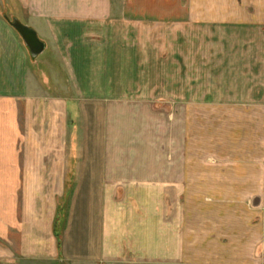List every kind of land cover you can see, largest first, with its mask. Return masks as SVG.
Listing matches in <instances>:
<instances>
[{
	"label": "crops",
	"instance_id": "1",
	"mask_svg": "<svg viewBox=\"0 0 264 264\" xmlns=\"http://www.w3.org/2000/svg\"><path fill=\"white\" fill-rule=\"evenodd\" d=\"M9 2L0 6V264H180L177 222H165L164 200L149 197L185 184L180 153L166 149L174 148L172 126L165 134L167 119L146 96L165 91L163 61L153 87L140 49L115 31L147 19L194 28L196 12L181 0ZM204 7L205 24H264V0H229L218 19L211 3ZM7 9L55 54L62 81L49 61V74L37 71ZM261 67L251 89L261 85L264 95ZM100 131V140L88 136ZM68 190L92 191L74 198V248L68 216L60 242L54 232L56 191L62 199Z\"/></svg>",
	"mask_w": 264,
	"mask_h": 264
},
{
	"label": "rangeland",
	"instance_id": "2",
	"mask_svg": "<svg viewBox=\"0 0 264 264\" xmlns=\"http://www.w3.org/2000/svg\"><path fill=\"white\" fill-rule=\"evenodd\" d=\"M9 1L0 0V6H11ZM227 1L181 0L196 12L189 21L196 25L193 29L171 20L147 19L130 30L115 31L117 38L126 37L140 49L141 72H148L153 87L157 59L163 61L165 91L146 96L152 109L167 119L165 134L172 126L174 148L166 149L180 153V169L185 170L180 181L185 184L179 191H149V197L151 192L164 200L165 222H177L180 264H264V95L261 85L251 89L264 65V24L246 23L243 29L205 24L210 14L203 13L204 6L211 3L216 9L211 17L218 19V7ZM6 11L4 17L11 22L15 17ZM55 58L47 47L37 55L36 69L49 74V61L62 81L66 73ZM81 130L79 122V134ZM88 136L100 140L103 134ZM76 192L68 190L61 199L56 191L54 232L59 241L68 216L69 248L79 240L70 226L78 221L74 198L92 193ZM93 192L101 197L103 191ZM123 192L117 190V198Z\"/></svg>",
	"mask_w": 264,
	"mask_h": 264
},
{
	"label": "water",
	"instance_id": "3",
	"mask_svg": "<svg viewBox=\"0 0 264 264\" xmlns=\"http://www.w3.org/2000/svg\"><path fill=\"white\" fill-rule=\"evenodd\" d=\"M10 25L19 33L24 44L29 48L32 56H37L44 50V43L38 38L34 29L21 23L18 19L14 18Z\"/></svg>",
	"mask_w": 264,
	"mask_h": 264
}]
</instances>
